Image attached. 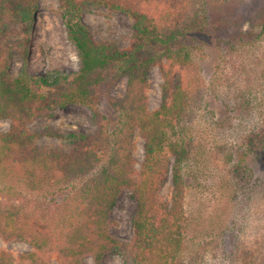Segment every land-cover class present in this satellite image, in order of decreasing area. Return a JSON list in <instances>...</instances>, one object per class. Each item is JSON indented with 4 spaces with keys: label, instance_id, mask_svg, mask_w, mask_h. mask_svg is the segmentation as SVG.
Segmentation results:
<instances>
[{
    "label": "trees",
    "instance_id": "obj_1",
    "mask_svg": "<svg viewBox=\"0 0 264 264\" xmlns=\"http://www.w3.org/2000/svg\"><path fill=\"white\" fill-rule=\"evenodd\" d=\"M60 2L79 70L36 75L26 67L14 77L2 39L22 23L36 21L39 0H0V120L12 121L9 132H0V237L7 242L21 239L32 247L17 257L0 249V264H53L54 258L59 264H87L88 257L103 264L106 255L116 251L125 252L132 264H186L191 226L186 200L195 143L191 128L208 103V87L197 62V37L215 16V4L230 7L237 1ZM92 4L131 16L129 48L95 40L82 19L84 7ZM230 14L224 22L234 30L218 43V67L233 66L235 80L228 88L245 112L251 108L247 98L264 78V3L249 15L247 29L236 21L235 10ZM164 59L169 66L163 67L162 105L150 111L148 73ZM122 76H128L127 92L122 101L112 102L119 113L113 129L101 113L98 92ZM220 82L217 85L226 88L223 79ZM70 105L88 107L96 131L57 134L64 147L39 148L40 133L28 125ZM136 130L145 140L140 171L133 154ZM221 152L230 166L227 177L212 186L221 211L215 212L220 221L212 246L235 263L264 264V247L256 251L239 244L228 247L234 224H227L235 205L264 187V120L239 145L224 146ZM171 176L172 197L165 201L161 194ZM125 189L137 202L129 244L111 234L110 221Z\"/></svg>",
    "mask_w": 264,
    "mask_h": 264
},
{
    "label": "rangeland",
    "instance_id": "obj_2",
    "mask_svg": "<svg viewBox=\"0 0 264 264\" xmlns=\"http://www.w3.org/2000/svg\"><path fill=\"white\" fill-rule=\"evenodd\" d=\"M236 1V4L230 7L227 3L218 2L214 8L212 4L210 9L212 7L216 9L215 16L212 18L210 15L209 25L204 33L197 37L199 45L197 62L208 87V103L191 128L195 143L191 164L193 174L189 179L190 188L186 200L187 217L191 222L187 235L188 251L184 256L186 264H243L242 261L233 262L220 251H215L212 246L217 239L215 235L218 233L217 224L220 221L215 215L217 211L221 213L216 207L217 201L212 196V186L219 185L220 179L227 177L230 166L225 163L222 148L236 147L250 129L259 126L264 120V78L257 84L259 90L247 98L250 100L251 108L243 112L240 111V100H235L228 88L235 80L233 66L226 65L225 69L222 65L218 67L220 64L218 43L229 39L234 30L233 26L224 22L230 17V12L235 10L236 21L240 24L245 23L242 27L247 29L249 15L261 9L264 3V0ZM82 19L90 27L96 41L112 42L123 50L130 47L134 20L123 10L103 5H87L83 9ZM66 31L60 0H39L36 21L31 25L22 23L2 39L13 76L17 77L26 67L28 72L36 75L46 74L51 70H60L67 74L78 71L80 68L78 52ZM168 66L169 61L164 59L162 65H156L148 73L150 111H155L162 105L164 84L162 73L163 67L167 69ZM222 79L226 88L217 85ZM127 86L128 76H122L115 84L101 87L98 92L101 113L109 118L113 129L118 126L119 113L112 102L124 99ZM11 128L10 119L0 120L1 133H7ZM96 128L91 110L84 105H70L66 109L49 111L48 114L36 117L28 125L30 131L40 133L37 146L44 149L64 147L65 141L57 134L66 135L78 131L94 133ZM144 144L145 140L136 130L133 136V154L137 171L141 170L144 161ZM172 187L171 176L161 194L165 201H171ZM263 195L264 187L257 188L250 200L239 202L240 204L235 205L228 215L227 224L230 225L231 222L234 224L231 225L234 230L229 248L235 249L237 244L241 245L242 249L254 251L264 247ZM136 211L137 202L132 197V192L125 189L110 216L111 234L124 244L132 242V224ZM0 249H5L17 257L22 252L31 251L32 247L21 239L7 242L0 237ZM52 263L59 264V261L54 258ZM86 263L94 264L93 258L88 257ZM103 264H132V261L125 252L116 251L107 254Z\"/></svg>",
    "mask_w": 264,
    "mask_h": 264
}]
</instances>
